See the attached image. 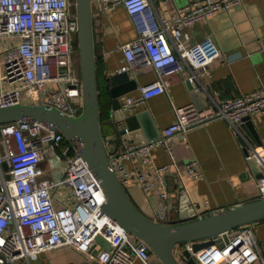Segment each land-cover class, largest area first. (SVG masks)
I'll return each mask as SVG.
<instances>
[{
	"label": "built area",
	"instance_id": "2783aa9c",
	"mask_svg": "<svg viewBox=\"0 0 264 264\" xmlns=\"http://www.w3.org/2000/svg\"><path fill=\"white\" fill-rule=\"evenodd\" d=\"M105 12L123 6L136 33V39L121 47L124 64L119 72L137 66H151L158 79L140 87L138 96L122 97L120 107L131 113L148 98L165 93L164 76L181 72L204 71L222 54L207 38L190 45L182 34L197 22L220 12L229 13L242 0H201L176 11L169 19L160 18L148 0H98ZM78 14L75 0H0V39L9 44L0 49V108L31 104L56 109L78 118L83 111L82 78L72 59L78 41ZM215 117L232 128L252 114L264 111V90L218 104ZM187 126L175 122L160 137L147 143L125 142L123 152L110 159L111 171L121 185L135 182L143 191L155 185L160 192L156 222L166 224L168 210L167 174L172 175L179 196L192 205L189 181L203 176L198 163L181 167L174 157L170 139L182 137ZM128 133V129L124 128ZM162 147L171 161L154 166L155 182L145 172L127 171L123 160L153 162L152 151ZM64 134L37 121H13L0 125V264H30L39 255L66 248L84 254L96 264H150L148 245L130 235L103 213L106 203L102 183ZM46 159L62 166V179L45 181L41 164ZM247 161L258 166L259 199H264V143L252 148ZM68 186L71 193L63 207L55 208L53 191ZM101 236L110 245L105 250L95 239ZM212 243L199 250L197 243ZM178 243L173 255L179 264H188L185 253L197 264H264L253 224L220 233L217 238ZM95 250V255L93 251ZM88 263L89 262H83Z\"/></svg>",
	"mask_w": 264,
	"mask_h": 264
},
{
	"label": "crops",
	"instance_id": "0c3cea01",
	"mask_svg": "<svg viewBox=\"0 0 264 264\" xmlns=\"http://www.w3.org/2000/svg\"><path fill=\"white\" fill-rule=\"evenodd\" d=\"M148 1L155 7L158 17L169 19L181 8L201 0ZM242 1L231 12L217 13L197 22L182 34L183 40L190 45L207 38L217 44L222 55L208 70L191 71L184 66L181 72L164 76L165 93L148 98L131 113L124 112L121 107L119 110L112 108V87L108 80L118 74L124 64L121 47L136 39L133 23L123 6L105 12L98 0L92 2L99 121L107 157L111 159L121 154L126 141L157 139L167 126L175 122L188 128L182 137L170 139L169 144L181 167L196 161L203 176L189 181L192 205L188 206L186 198L176 191L172 175L167 174L166 224L186 218H201L259 199L256 186L260 174L258 166L254 161H247L246 157L254 146L264 143V111L248 117L249 125L244 122L234 129L229 122L215 117L220 102L264 90V0ZM127 73L137 88L122 97L138 96L140 87L158 79L151 66H137ZM190 86L193 90L189 89ZM122 97L119 98L120 105ZM22 104L31 102L24 100ZM133 115L137 117L139 128L125 133L127 125L123 116ZM151 156L153 162L149 164L138 158L121 162L127 171L145 172L149 175V182H155L153 167L167 165L171 158L162 147L154 149ZM62 166L46 159L41 164L44 180L60 181ZM123 188L141 214L157 221L156 207L160 202L157 185L147 192L135 182ZM70 193L71 189L66 185L56 188L52 193L55 208L63 207V200ZM252 224L255 241L264 255V219ZM149 261L150 264H162L153 254ZM255 264L262 263L257 261Z\"/></svg>",
	"mask_w": 264,
	"mask_h": 264
},
{
	"label": "water",
	"instance_id": "95a60500",
	"mask_svg": "<svg viewBox=\"0 0 264 264\" xmlns=\"http://www.w3.org/2000/svg\"><path fill=\"white\" fill-rule=\"evenodd\" d=\"M93 1L75 0L79 23L78 40L83 98V111L80 116L71 118L56 109L35 104L12 105L0 108V125L13 121L32 120L46 124L54 131L64 134L76 148V157L85 160L88 167L102 183L107 201L101 211L124 228L127 233L147 244L148 254L155 255L162 264H179L173 255V249L178 243L217 238L220 233L230 232L237 227L263 220L264 199L236 205L208 216L204 215L201 218H186L168 224L147 219L131 203L118 176L111 171L110 159L107 157L102 138L94 57ZM108 81L112 87L110 90L113 100L112 108L119 110V98L136 89L137 85L134 80H129L127 72H118ZM189 89L193 90L191 86ZM123 119L128 132L139 128L136 116L128 118L123 116ZM248 119L247 117L243 120L247 125H249ZM134 141L147 143L143 140L134 139ZM258 178H260V174ZM95 242L105 250L111 248L101 236H97ZM211 243V241L197 243L194 245V249L199 250ZM93 255H95V250ZM184 255L188 264H197L189 252Z\"/></svg>",
	"mask_w": 264,
	"mask_h": 264
},
{
	"label": "rangeland",
	"instance_id": "374dc122",
	"mask_svg": "<svg viewBox=\"0 0 264 264\" xmlns=\"http://www.w3.org/2000/svg\"><path fill=\"white\" fill-rule=\"evenodd\" d=\"M8 44L9 40L0 39L1 50H3ZM73 48L74 49L71 57L75 64L76 70L80 71L79 42L76 43ZM59 166L61 167L62 165ZM86 261L90 264H96L84 254L82 255L72 248H66L63 250H57L53 252L49 251V253H43L39 255L36 260H32L30 264H83V262Z\"/></svg>",
	"mask_w": 264,
	"mask_h": 264
},
{
	"label": "trees",
	"instance_id": "16d2710c",
	"mask_svg": "<svg viewBox=\"0 0 264 264\" xmlns=\"http://www.w3.org/2000/svg\"><path fill=\"white\" fill-rule=\"evenodd\" d=\"M79 42V40L78 41H76V43H78ZM76 43H75V45H76Z\"/></svg>",
	"mask_w": 264,
	"mask_h": 264
}]
</instances>
